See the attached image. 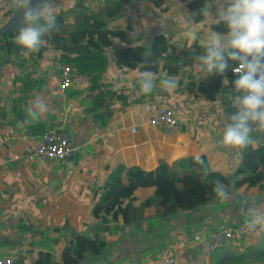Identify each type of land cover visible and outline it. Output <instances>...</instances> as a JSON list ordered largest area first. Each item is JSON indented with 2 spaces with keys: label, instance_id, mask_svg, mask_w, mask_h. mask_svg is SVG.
<instances>
[{
  "label": "crops",
  "instance_id": "0c3cea01",
  "mask_svg": "<svg viewBox=\"0 0 264 264\" xmlns=\"http://www.w3.org/2000/svg\"><path fill=\"white\" fill-rule=\"evenodd\" d=\"M75 1L52 0L58 10L65 12L67 29L73 25L69 8ZM102 1L83 0L91 9H98ZM190 1L137 0L136 12L128 10L111 20V26L128 35L115 40L116 44L131 42L133 32L142 33L144 39L140 42L147 46L157 33L180 38L187 46L200 42L186 39L176 27L177 19L182 22L184 16L195 13L187 12ZM214 3L207 0L205 7ZM4 5L5 0H0V16L8 9ZM210 11L215 14V7ZM162 18L167 20L165 31L160 28ZM193 19L198 22L202 17ZM43 47V57L31 54L0 59V257L15 256L13 264L20 260L30 264L39 252L49 251L52 261H60L61 250L73 233H84L107 244L100 256L81 264H154L167 255L182 264H212L219 257L247 251L254 233L208 254L204 234L222 223L246 218L243 212L256 201L250 195L252 189L240 188L230 192L227 199L218 198L198 210L170 217L159 215L155 206H149L143 219L129 225L110 214L98 218L92 213L94 203L104 192V182L120 165L150 170L165 162L184 176L194 168L175 167V163L205 155L214 172L234 174L240 150L216 143L223 119L236 111L229 97L223 94L213 102L194 99L179 82L174 91L157 87L150 94H142L135 80L138 72L119 69L112 61L93 88L86 73L78 74L70 87L59 93L54 51L46 43ZM155 75L158 84L160 77ZM204 75L195 62L175 79L187 82ZM36 100L46 103L47 110L21 127V122L30 119L26 113ZM145 104L153 109L175 108L182 121L181 130L166 134L151 126ZM134 124L136 133L130 130ZM57 125H63L71 134L75 150L70 159L40 162L21 157L39 143L45 130ZM253 135L255 142H262L264 133ZM151 190L139 187L135 195L142 199ZM258 205L253 207L264 213V205ZM195 235L200 239H194Z\"/></svg>",
  "mask_w": 264,
  "mask_h": 264
},
{
  "label": "trees",
  "instance_id": "16d2710c",
  "mask_svg": "<svg viewBox=\"0 0 264 264\" xmlns=\"http://www.w3.org/2000/svg\"><path fill=\"white\" fill-rule=\"evenodd\" d=\"M206 1L191 0L187 5V12L198 13L199 9L205 7ZM128 10L135 12L138 10L137 0H103L98 9H91L83 0H76L69 8L73 16L71 29H67L65 12L58 10L57 28L44 37L45 43L54 51V64L60 60L75 65L78 69L77 75L86 73L90 77V88H93L98 76L112 66L111 61L119 69L138 73L150 70L158 75L160 71H164L158 77L176 78L195 63L196 55L203 52L200 42L195 41L191 46H187L180 38L175 40L165 33L155 34L149 46L140 42L144 36L136 32L131 35V42L124 45L116 44L115 40H123L128 35L123 30L111 26V20ZM13 13L14 9L8 8L0 16V27ZM195 16L201 17L199 14ZM212 27L216 31H227L223 23ZM18 29L0 33V59L3 56L14 58L26 56L22 54L23 49L14 40ZM44 49L42 46L38 52L31 54H34V57H43ZM228 64L229 67L223 75L208 76L205 73L199 80L191 78L183 82L178 79V82L188 92H192L191 97L194 99L213 102L223 94L230 97L233 82L238 76L232 69L238 63L228 61ZM124 103L122 102L121 106H124ZM239 150L243 160L232 176L214 172L206 156L200 155L204 166L211 169L209 176L203 180L201 165L191 156L175 163V167L194 168L184 176L165 162H159L150 170L120 165L104 182V192L92 207L93 216L99 218L110 214L120 220V223L129 225L143 219L144 211L149 206H155L156 212L166 217L188 210H198L219 198L214 191L215 183L219 181L228 194L240 188L243 191L252 189L250 195L256 198V201L250 203L246 212H243L242 215L247 218L250 207L264 205V138L261 143L255 142ZM143 186L152 190L150 195L141 199L135 195V190ZM242 218L244 217L240 219ZM106 247L107 244L102 239H92L84 233H73L71 240L61 250L60 261H52V254L49 251H41L30 264H81L83 259L100 256ZM250 261L264 264V233L258 229L250 239L247 251L219 257L212 264H250ZM14 264L27 263L20 260Z\"/></svg>",
  "mask_w": 264,
  "mask_h": 264
},
{
  "label": "clouds",
  "instance_id": "9594fccd",
  "mask_svg": "<svg viewBox=\"0 0 264 264\" xmlns=\"http://www.w3.org/2000/svg\"><path fill=\"white\" fill-rule=\"evenodd\" d=\"M14 9L19 17V29L15 43L23 49V55L36 53L45 44L44 37L57 28L58 8L52 0H5V5ZM215 7V14L210 11ZM212 7H202L198 13L176 20L177 29L189 40H199L203 52L194 60L203 73L223 75L229 67L228 61L238 66L232 71L238 74L229 97L236 111L223 119L221 133L216 143L226 149H245L255 143L254 133H264V0H215ZM199 14L202 19L195 22ZM223 23L227 31L213 30V25ZM167 20L162 18L160 28L167 29ZM136 84L142 94H150L157 87L174 91L178 81L169 76L159 79L150 70L137 74ZM43 101L36 100L27 110L23 127L47 110ZM235 155H240L236 152ZM201 165V179H206L211 169L204 166L199 155L193 157ZM214 191L221 199L229 197L224 186L217 181ZM249 230L264 225V213L255 207L248 209Z\"/></svg>",
  "mask_w": 264,
  "mask_h": 264
},
{
  "label": "built area",
  "instance_id": "2783aa9c",
  "mask_svg": "<svg viewBox=\"0 0 264 264\" xmlns=\"http://www.w3.org/2000/svg\"><path fill=\"white\" fill-rule=\"evenodd\" d=\"M77 72V67L71 63H64L59 60L54 64V74L57 79V91L59 93H64L67 88H69ZM144 111L151 114L147 122L157 130L166 134L181 130L182 121L177 118L175 108L159 106L153 109L149 104H145ZM130 130L132 133H136L137 125H132ZM74 150L75 148L71 143L70 132L65 129L63 125H58L57 127L45 130L40 135L39 143L24 152L21 157L28 161H66L72 156ZM248 220L249 217L240 219L236 222H225L215 227L209 233H205L204 238L207 239V254L213 252L217 248L233 244L240 239L251 236L258 227L254 230H249L247 227ZM194 239H200V236L195 235ZM15 260V256L0 257V264H13ZM154 264L182 263L173 256L167 255L161 257L160 260Z\"/></svg>",
  "mask_w": 264,
  "mask_h": 264
},
{
  "label": "water",
  "instance_id": "95a60500",
  "mask_svg": "<svg viewBox=\"0 0 264 264\" xmlns=\"http://www.w3.org/2000/svg\"><path fill=\"white\" fill-rule=\"evenodd\" d=\"M19 17L16 12H14L11 17L0 27V33L4 31H13L19 28ZM243 158L241 156L240 162H242ZM233 173L231 174V176ZM233 185V181L232 184ZM232 186L229 187V190H231ZM92 258L88 257L86 259H83L81 263H85L86 261H90Z\"/></svg>",
  "mask_w": 264,
  "mask_h": 264
},
{
  "label": "rangeland",
  "instance_id": "374dc122",
  "mask_svg": "<svg viewBox=\"0 0 264 264\" xmlns=\"http://www.w3.org/2000/svg\"><path fill=\"white\" fill-rule=\"evenodd\" d=\"M195 12V11H194ZM258 212H260V210L258 211ZM260 213H262V212H260ZM259 231H262V230H264V226L263 225H261L260 226V228L258 229ZM242 242L244 243V242H246L245 240H242Z\"/></svg>",
  "mask_w": 264,
  "mask_h": 264
},
{
  "label": "bare ground",
  "instance_id": "6f19581e",
  "mask_svg": "<svg viewBox=\"0 0 264 264\" xmlns=\"http://www.w3.org/2000/svg\"><path fill=\"white\" fill-rule=\"evenodd\" d=\"M69 131V130H68Z\"/></svg>",
  "mask_w": 264,
  "mask_h": 264
}]
</instances>
